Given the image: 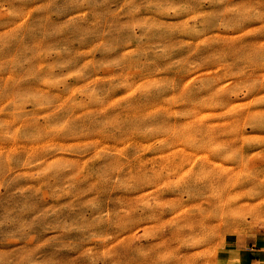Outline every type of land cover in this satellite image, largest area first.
Listing matches in <instances>:
<instances>
[{
    "label": "clouds",
    "instance_id": "clouds-1",
    "mask_svg": "<svg viewBox=\"0 0 264 264\" xmlns=\"http://www.w3.org/2000/svg\"><path fill=\"white\" fill-rule=\"evenodd\" d=\"M261 159L264 0H0V264H211Z\"/></svg>",
    "mask_w": 264,
    "mask_h": 264
},
{
    "label": "crops",
    "instance_id": "crops-1",
    "mask_svg": "<svg viewBox=\"0 0 264 264\" xmlns=\"http://www.w3.org/2000/svg\"><path fill=\"white\" fill-rule=\"evenodd\" d=\"M254 238L246 234H226V239L218 247L217 264H226L233 254L238 253L240 264H264V229H251ZM217 257V254H216Z\"/></svg>",
    "mask_w": 264,
    "mask_h": 264
},
{
    "label": "rangeland",
    "instance_id": "rangeland-1",
    "mask_svg": "<svg viewBox=\"0 0 264 264\" xmlns=\"http://www.w3.org/2000/svg\"><path fill=\"white\" fill-rule=\"evenodd\" d=\"M253 163L258 165V166L264 167V159L254 160ZM222 241L223 240L215 241L206 249L208 255L211 258V264H217L216 263L217 249L222 244ZM199 251H201V249L193 250V255L195 256ZM70 264H71V262H70ZM192 264H196V260L195 259L192 261Z\"/></svg>",
    "mask_w": 264,
    "mask_h": 264
}]
</instances>
